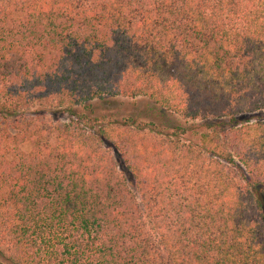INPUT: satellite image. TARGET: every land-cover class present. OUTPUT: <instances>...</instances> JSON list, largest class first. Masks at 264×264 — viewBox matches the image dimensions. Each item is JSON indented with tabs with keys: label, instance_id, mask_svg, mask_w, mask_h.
I'll return each mask as SVG.
<instances>
[{
	"label": "trees",
	"instance_id": "16d2710c",
	"mask_svg": "<svg viewBox=\"0 0 264 264\" xmlns=\"http://www.w3.org/2000/svg\"><path fill=\"white\" fill-rule=\"evenodd\" d=\"M0 264H264V0H0Z\"/></svg>",
	"mask_w": 264,
	"mask_h": 264
},
{
	"label": "rangeland",
	"instance_id": "374dc122",
	"mask_svg": "<svg viewBox=\"0 0 264 264\" xmlns=\"http://www.w3.org/2000/svg\"><path fill=\"white\" fill-rule=\"evenodd\" d=\"M95 109L98 113H112L116 117H134L141 121H153L161 127H172L175 125H183L189 127L190 130L185 136V141H196L195 132L202 130L201 121L184 120L179 116L172 115L162 110L148 98H118L108 99L95 103Z\"/></svg>",
	"mask_w": 264,
	"mask_h": 264
}]
</instances>
